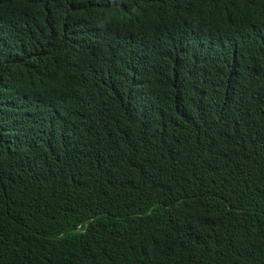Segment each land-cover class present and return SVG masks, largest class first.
Listing matches in <instances>:
<instances>
[{
  "label": "trees",
  "instance_id": "1",
  "mask_svg": "<svg viewBox=\"0 0 264 264\" xmlns=\"http://www.w3.org/2000/svg\"><path fill=\"white\" fill-rule=\"evenodd\" d=\"M0 264H264V0H0Z\"/></svg>",
  "mask_w": 264,
  "mask_h": 264
}]
</instances>
